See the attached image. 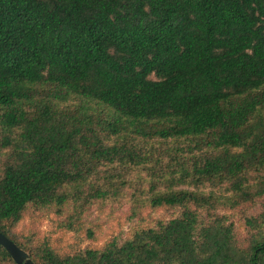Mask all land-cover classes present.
Masks as SVG:
<instances>
[{
  "label": "trees",
  "instance_id": "obj_1",
  "mask_svg": "<svg viewBox=\"0 0 264 264\" xmlns=\"http://www.w3.org/2000/svg\"><path fill=\"white\" fill-rule=\"evenodd\" d=\"M126 198L179 214L80 250L15 232ZM257 205L240 238L222 212ZM0 231L36 264H264V0H0Z\"/></svg>",
  "mask_w": 264,
  "mask_h": 264
},
{
  "label": "rangeland",
  "instance_id": "obj_2",
  "mask_svg": "<svg viewBox=\"0 0 264 264\" xmlns=\"http://www.w3.org/2000/svg\"><path fill=\"white\" fill-rule=\"evenodd\" d=\"M259 210L260 205H257L236 211H223L222 215L229 217L228 222H233L236 233L244 238L247 234L245 218L257 214ZM178 214L176 210L144 209L140 214L134 215L126 198L115 205L96 204L87 210L83 217V234L66 232L64 223L67 217L45 210L28 211L16 226L15 232L20 239H29L31 242L48 241L59 249L80 250L88 246L103 247L114 240L122 243L131 237L135 229L154 226L158 221L169 220ZM88 230L93 232V238H89Z\"/></svg>",
  "mask_w": 264,
  "mask_h": 264
},
{
  "label": "water",
  "instance_id": "obj_3",
  "mask_svg": "<svg viewBox=\"0 0 264 264\" xmlns=\"http://www.w3.org/2000/svg\"><path fill=\"white\" fill-rule=\"evenodd\" d=\"M0 245L9 253L16 264H36L25 250L21 249L17 244L6 237L1 231Z\"/></svg>",
  "mask_w": 264,
  "mask_h": 264
}]
</instances>
